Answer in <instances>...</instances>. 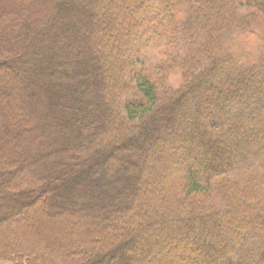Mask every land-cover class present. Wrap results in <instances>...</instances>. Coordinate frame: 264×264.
Segmentation results:
<instances>
[{
    "label": "trees",
    "instance_id": "trees-1",
    "mask_svg": "<svg viewBox=\"0 0 264 264\" xmlns=\"http://www.w3.org/2000/svg\"><path fill=\"white\" fill-rule=\"evenodd\" d=\"M15 119L0 262L264 264V0H0Z\"/></svg>",
    "mask_w": 264,
    "mask_h": 264
},
{
    "label": "rangeland",
    "instance_id": "rangeland-1",
    "mask_svg": "<svg viewBox=\"0 0 264 264\" xmlns=\"http://www.w3.org/2000/svg\"><path fill=\"white\" fill-rule=\"evenodd\" d=\"M149 1V0H148ZM49 9V7L47 6V10ZM46 10V11H47ZM10 132H12V136L11 137H7V135L3 134V135H0V151L3 154H6L7 157H9L10 155H12V160L14 162H16L15 164H19L22 160L21 159H24L26 158V156L28 154H31V153H34L36 152V148H38L40 146V142L38 141L39 139V136H37V134H29V133H25L23 132V130L21 132H19V129H23V126L21 124H19V122L17 121V119H15V124L14 125H7L6 126ZM18 130V131H16ZM38 151V150H37ZM156 156V155H155ZM154 157V156H153ZM153 157H149L147 158V164L150 165V162H151V165H152V178L154 177L155 173H154V169L155 167V164L153 165ZM155 166V167H154ZM35 170H39L38 167L35 168ZM117 173L115 175L117 176H124V175H128V171L125 170V171H121L120 169L116 171ZM132 173V170H130L129 168V175ZM110 180V179H109ZM146 191L142 190L137 193L136 197H135V200H137V202H140L142 201V196H144V193ZM167 194V193H165ZM164 197H166L164 195ZM139 204V203H138ZM30 213V212H29ZM28 213V217L30 216V214ZM64 224V225H63ZM93 226V225H91ZM64 228V229H68V226L65 225V223H61L60 224V228ZM8 233L4 236V238H7L8 241H10V238H12V236L14 235L12 233V230L8 228ZM70 234V233H68ZM65 235V238H67V235L64 233ZM39 236V235H38ZM48 236V239H47V243H50L52 242L53 243V247L56 245H58L60 243V240H58L59 243L55 242V233L53 234H50L49 232L47 233ZM27 237V234L24 236H22V238L25 240V239H28ZM50 237L53 238V241L50 239ZM40 239V238H38ZM108 242V241H107ZM40 243V242H39ZM108 245L109 242L107 243ZM107 245V246H108ZM0 264H11L10 262H0Z\"/></svg>",
    "mask_w": 264,
    "mask_h": 264
}]
</instances>
